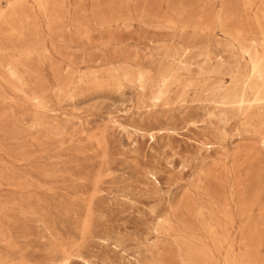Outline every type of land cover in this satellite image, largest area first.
Wrapping results in <instances>:
<instances>
[{
    "label": "rangeland",
    "instance_id": "rangeland-1",
    "mask_svg": "<svg viewBox=\"0 0 264 264\" xmlns=\"http://www.w3.org/2000/svg\"><path fill=\"white\" fill-rule=\"evenodd\" d=\"M41 1L0 23V264H264V116L215 103L217 16L259 38L264 0Z\"/></svg>",
    "mask_w": 264,
    "mask_h": 264
},
{
    "label": "bare ground",
    "instance_id": "bare-ground-1",
    "mask_svg": "<svg viewBox=\"0 0 264 264\" xmlns=\"http://www.w3.org/2000/svg\"><path fill=\"white\" fill-rule=\"evenodd\" d=\"M23 2H24V0H8L6 3V9L0 12V23L6 21L9 18L8 12L11 11V9H13L15 7H20L23 4ZM37 3H38V1H37ZM39 4H41V6L43 5L41 0H39ZM244 4H245V7L247 9H252V7H254L253 6V0H245L243 5ZM261 5H260V7H261ZM263 6L261 9H264ZM246 8H244V9L246 10ZM256 9L259 10L260 8H256ZM261 9L259 10V12L261 11ZM263 12H264V10H262V13ZM220 15L217 16V20L220 22L221 27L226 32V34H228L233 40H235L237 42L235 44H237V46L240 47L243 57H247L248 70H246L247 73H244L243 75L241 73L238 74V76L235 77V79H234L233 85L226 86L222 89L221 92L219 91V93L216 95L217 99H216L215 103L218 104L222 108L236 110L237 113L239 114V116H242L243 119L244 118L248 119L252 123L254 120L260 119L264 116V114L261 112L262 110L264 111V43H263L264 42V31L263 30L261 31V34H260L261 36L259 38L241 37V33H239L237 35V34L231 32L229 30L224 29V26H225L224 24H227V23L224 22V24H223L222 18ZM248 17H250V16H248ZM22 18L23 17H21V19ZM226 18H227V16H226ZM18 19H19V17H18ZM255 23L257 24V26L259 28L262 29L263 25H264V16L262 17V19H257ZM23 24H24V20H23ZM255 25H254V27H255ZM227 26H229V23ZM231 26H234L233 28L236 29L237 23L234 25L231 24ZM219 27H220V25H219ZM254 29L257 30L258 28H254ZM199 30H201V29H199ZM235 32H236V30H235ZM27 50H28V48H27ZM239 60H241V59H239ZM247 66H246V68H247ZM6 69H7V72L10 74L9 76H11L12 78L18 79V73L12 65H8V68H6ZM241 71H242V69H241ZM230 72H229V74H230ZM19 74H20V72H19ZM174 77H175V72L171 68L165 69L160 74L159 81H158V89L154 93L152 101L159 103V101L161 102L162 100H164L166 98V96L169 92V87L172 84ZM17 81H19V80H17ZM137 81H138L140 87L145 88L147 85H149V84L151 85L153 78L149 75V73L139 72L137 75ZM154 81H156V80H154Z\"/></svg>",
    "mask_w": 264,
    "mask_h": 264
}]
</instances>
